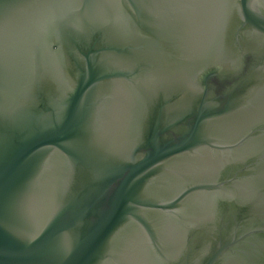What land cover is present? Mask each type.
Segmentation results:
<instances>
[{"label": "water", "instance_id": "1", "mask_svg": "<svg viewBox=\"0 0 264 264\" xmlns=\"http://www.w3.org/2000/svg\"><path fill=\"white\" fill-rule=\"evenodd\" d=\"M0 264H264V0H0Z\"/></svg>", "mask_w": 264, "mask_h": 264}]
</instances>
